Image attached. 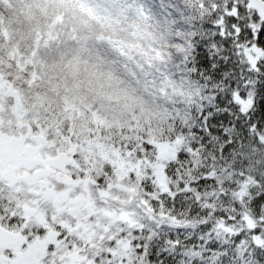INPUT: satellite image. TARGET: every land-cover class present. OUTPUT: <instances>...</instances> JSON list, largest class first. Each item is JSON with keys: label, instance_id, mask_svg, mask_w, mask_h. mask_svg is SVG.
I'll return each mask as SVG.
<instances>
[{"label": "snow or ice", "instance_id": "1", "mask_svg": "<svg viewBox=\"0 0 264 264\" xmlns=\"http://www.w3.org/2000/svg\"><path fill=\"white\" fill-rule=\"evenodd\" d=\"M0 264H264V0H0Z\"/></svg>", "mask_w": 264, "mask_h": 264}]
</instances>
